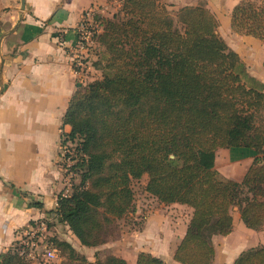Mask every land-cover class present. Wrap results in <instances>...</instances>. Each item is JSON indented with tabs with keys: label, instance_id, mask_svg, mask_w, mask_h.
Returning <instances> with one entry per match:
<instances>
[{
	"label": "trees",
	"instance_id": "obj_1",
	"mask_svg": "<svg viewBox=\"0 0 264 264\" xmlns=\"http://www.w3.org/2000/svg\"><path fill=\"white\" fill-rule=\"evenodd\" d=\"M176 12L181 30L160 0H122L111 18L98 17L107 57L101 79L78 85L63 116L70 131L61 142L75 145L80 180L58 196L55 216L80 245L96 247L129 211L131 181L146 176L150 196L192 209L173 260L212 264V237L231 232L234 208L247 228L264 227V84L217 34L204 2ZM230 27L264 46V0H239ZM219 148L252 154L240 181L215 169ZM56 243L68 255L58 264H128L113 255L91 262ZM0 264L28 263L9 249ZM134 264L166 263L141 252ZM232 264H264V246Z\"/></svg>",
	"mask_w": 264,
	"mask_h": 264
},
{
	"label": "crops",
	"instance_id": "obj_2",
	"mask_svg": "<svg viewBox=\"0 0 264 264\" xmlns=\"http://www.w3.org/2000/svg\"><path fill=\"white\" fill-rule=\"evenodd\" d=\"M199 1L205 3L217 21L227 18L230 26V12L236 0H163L173 14ZM121 2L25 0L22 13L19 8H10V18H0V254L11 249L19 230L28 223L55 215L63 188L58 165L61 135L70 131V126L63 124V116L78 85L84 84L73 66L75 54L82 53L75 45L76 27L85 10L93 8L106 13L115 11ZM14 12L20 16L14 18ZM228 152L226 148L217 149L215 169L218 156L229 158ZM251 161L243 166L238 178L216 170L224 178L240 181ZM35 203L41 207H35ZM159 204L171 217L166 213L161 219L159 213L151 220L149 227L153 226L156 234L147 233L153 247L144 252L166 264L169 260L180 264L173 260V254L192 209L177 203ZM231 216V232L212 237V264H232L241 251L264 246V227L247 228L236 208ZM130 236L114 244L116 251L111 255L134 264L138 253H131Z\"/></svg>",
	"mask_w": 264,
	"mask_h": 264
},
{
	"label": "rangeland",
	"instance_id": "obj_3",
	"mask_svg": "<svg viewBox=\"0 0 264 264\" xmlns=\"http://www.w3.org/2000/svg\"><path fill=\"white\" fill-rule=\"evenodd\" d=\"M238 1L239 0H236V3ZM201 2L202 1H199L198 3L201 4ZM160 3L163 4L170 13L173 20V27L181 30L180 25L176 22L177 12L175 11L174 14L171 13L163 0H160ZM18 4L19 0H0V18H10V8H16L15 10L18 11ZM119 9L120 6L116 8L115 11L107 10L106 13H99V16L96 18H111ZM12 15L14 18L18 15L20 16L17 12L12 13ZM218 22V28L216 29L217 34L239 55L241 62L245 67V71L250 76L264 84L263 44L254 38L234 33L229 26L227 18H218ZM106 57V51L97 43L96 40L93 47L89 48L88 56L83 55V59L81 60L82 66L79 68H82V72L79 74V79L82 78V80H84V84H82L81 87L96 79H101L103 71L102 68ZM70 145L73 146L72 144ZM228 153L229 158L218 156L216 169L220 170L222 173L224 172L223 175L226 174L224 176H233L238 178L240 171L244 168L243 166H245V164L252 159V154L249 151L244 150H234L232 152L229 150ZM79 175L80 174L77 173L74 175V179L72 180L73 189L79 184ZM146 180L147 177L142 176L138 180L131 181L130 187L133 193V200L129 211L121 218L114 221L105 242L96 247H85L80 245L68 227L53 217L54 219L52 218L53 220L49 221V237L57 248V256L53 261H49L47 263H45L46 261H43L41 264H58L68 259V255L61 251L59 246H57L56 241L68 242L78 255L85 256L91 262L104 260L107 256L111 255V253L116 251V246L114 244L120 243L122 240L129 237V234H131L132 254L144 252L147 248L152 249L153 244H150L148 242V237H146L148 232L150 236H154L156 234L155 232L153 233V226L149 227L151 220L158 216L159 213H161V219L166 215V213L169 214V217H171V214L169 211L160 208L159 202L145 192L144 186L146 184ZM24 261L30 264V262L26 260ZM167 263L173 264L171 260Z\"/></svg>",
	"mask_w": 264,
	"mask_h": 264
},
{
	"label": "built area",
	"instance_id": "obj_4",
	"mask_svg": "<svg viewBox=\"0 0 264 264\" xmlns=\"http://www.w3.org/2000/svg\"><path fill=\"white\" fill-rule=\"evenodd\" d=\"M99 13L93 8L85 10L76 27L75 45L82 51V53H76V57L73 58V66L77 75L82 70L79 67L82 66L83 55L88 56L89 48L93 47L102 30L101 23L96 18ZM70 144L68 141L60 143L58 165L62 173L63 183L61 196L71 194L73 190L72 180L76 174L72 169L75 164L76 150L75 145L72 144L73 146H71ZM54 218L57 219L55 215ZM53 219L42 217L21 228L11 247L12 252L30 264H41L43 261L47 263L56 259L57 248L49 237V221Z\"/></svg>",
	"mask_w": 264,
	"mask_h": 264
},
{
	"label": "water",
	"instance_id": "obj_5",
	"mask_svg": "<svg viewBox=\"0 0 264 264\" xmlns=\"http://www.w3.org/2000/svg\"><path fill=\"white\" fill-rule=\"evenodd\" d=\"M19 1H20L19 9H20V12L22 13L24 11V9H25V0H19ZM171 157H173V156H171Z\"/></svg>",
	"mask_w": 264,
	"mask_h": 264
}]
</instances>
